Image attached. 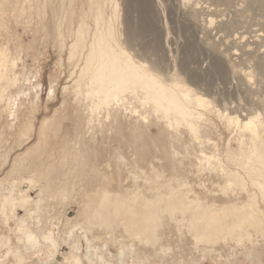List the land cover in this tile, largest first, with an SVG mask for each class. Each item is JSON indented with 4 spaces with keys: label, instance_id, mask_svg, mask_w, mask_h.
<instances>
[{
    "label": "rangeland",
    "instance_id": "obj_1",
    "mask_svg": "<svg viewBox=\"0 0 264 264\" xmlns=\"http://www.w3.org/2000/svg\"><path fill=\"white\" fill-rule=\"evenodd\" d=\"M115 7H118L117 17ZM99 8L103 9L105 19L112 21L114 40L120 44L124 58L139 65L140 61L147 62L145 65L149 69L155 67L152 71L163 76L166 82L181 80L193 88L195 95L209 101L203 106L194 101L192 109L201 119L191 120L190 124L179 121L175 125L143 109L148 120L142 122L139 135L145 134V140L153 141L154 155L160 165L163 162L168 166L169 176L178 177L179 173L184 177L188 171L189 177L192 166L183 160L189 155L197 167L198 175L194 176H198L202 186L207 185L203 145H196L207 139L214 143L219 137L225 149L233 136L218 110L225 112V108L235 107L240 101L264 116V103L260 100L264 98V67H260V64L264 66V0H7L0 8V204L6 198L5 203H14L18 215L25 216L18 203L19 193L21 189L30 190V179H36L43 191L37 186L29 194L35 201L43 198L34 215V220L39 219L43 226L39 238L42 241L44 235H54L61 255L74 250L64 234L68 230L67 218L87 222L81 203L92 194L89 181L94 179L87 178L88 170L78 177V169L66 178L60 170L65 155L61 141L38 145L37 132L29 140L31 133L26 131V120L34 115L32 105L39 92L36 129L45 117L61 108V115L70 112L63 134L73 127L77 109L75 105L72 109L68 106L74 102L70 78L74 62H68L67 47L82 24L88 29L94 26V15ZM212 18L214 22L210 24ZM234 50L239 54L232 56ZM230 66L251 70L252 83L240 82L238 75L228 71ZM50 87L54 89V98H48ZM124 115L125 124L136 122L137 117L131 119L130 113ZM126 136L132 141L133 132L129 130ZM68 143L69 157L77 155L73 142ZM34 146L37 147L34 149ZM172 147L178 151V159ZM233 150L239 151L238 144H234ZM48 180H52V191L44 187ZM209 187H202L203 195H208ZM49 194L54 197L49 198ZM1 230L12 238L11 242L15 241L14 232L0 222ZM113 230L131 249L127 256L137 259L136 264H141L148 252L153 256L150 264H264V240L254 249H239L232 256L228 249L220 247L196 253L187 236L171 258L157 254L160 250L147 251L130 237L121 223L113 225ZM74 235L82 244L84 264H92L87 255H92L95 249L99 256L102 250L118 256L117 246L106 244L109 234L105 228L86 233L79 227ZM39 251L46 259L43 246ZM10 261L17 264L14 256Z\"/></svg>",
    "mask_w": 264,
    "mask_h": 264
},
{
    "label": "bare ground",
    "instance_id": "obj_2",
    "mask_svg": "<svg viewBox=\"0 0 264 264\" xmlns=\"http://www.w3.org/2000/svg\"><path fill=\"white\" fill-rule=\"evenodd\" d=\"M6 2L1 0L0 8ZM102 10L99 8L94 15V26L88 29L82 24L67 47L68 62H74L70 76L74 102L68 106L72 109L75 105L77 109L72 119L73 127L63 134L70 112L61 115V108L45 117L36 129L39 92L32 105L34 115L26 120V131L31 133L29 140L37 132L38 145L61 141L65 155L60 170L66 178L78 169V177L88 170L87 178L94 179L89 181L92 194L81 203L87 222L80 223L72 218L66 221L65 238L76 252L71 249L61 255L59 242L51 233L40 240L43 226L39 219L34 220V215L43 198L35 201L29 194L40 187L36 179H30V190L21 189L18 197L25 216L18 215L14 203L8 204L4 202L6 198L1 199L0 222L14 232L15 241L11 242L5 230L0 231V264H11L13 256L17 264H84L82 244L74 235L79 227L86 233L105 228L109 234L106 244L113 243L118 248V256L106 250L99 256L95 249L92 255H87L92 264H100V261L114 264L115 260L118 264H136L137 259L127 256L131 249L126 242L114 235L113 225L119 223L147 251L160 250L157 254L164 257L174 258L187 236L196 253L220 247L234 256L239 249H254L264 240V116L240 101L235 107L225 108V112L218 110L233 136L225 149L219 137L214 143L207 139L196 145H203L206 159L203 171L210 186L208 195H203L202 190L207 185L202 186L198 176H194L198 173L192 156L183 157L192 166L189 177L188 171L184 177L179 173L178 177L169 176L168 166L163 162L160 165L154 155L153 141L145 140V134L139 135L142 122L148 120L143 109L175 125H179V121L190 124L191 120L201 119L192 109L194 101L201 106L209 101L195 95L193 88L181 80L166 82L163 76L152 71L155 67L149 69L145 65L146 61L143 64L139 60V65L124 58L120 44L114 40L113 23L105 19ZM114 15L117 17L118 7L114 8ZM213 22L212 18L210 24ZM238 54L237 50L231 53L232 56ZM260 67L264 66L260 64ZM228 71L238 75L243 84L245 81L252 83L254 79L248 68L230 66ZM54 97V89L50 87L48 98ZM260 100L264 103V98ZM126 113H130L131 119L137 117L134 124H125L123 116ZM191 129L194 131V127ZM129 130L133 132L132 141L126 136ZM69 140L78 152L72 157H69ZM234 144H238V152L233 150ZM83 153L87 157H83ZM174 153L178 159L176 149ZM7 164L8 160L4 167ZM51 181H47L45 189H51ZM40 188L43 191L42 185ZM48 197L54 196L49 194ZM33 206L37 210L33 211ZM40 246L44 247L46 259L39 251ZM152 258L148 252L140 263L150 264Z\"/></svg>",
    "mask_w": 264,
    "mask_h": 264
}]
</instances>
